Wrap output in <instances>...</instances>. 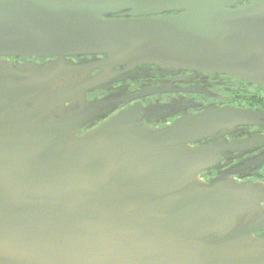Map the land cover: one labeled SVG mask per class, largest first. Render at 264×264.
Segmentation results:
<instances>
[{"label": "water", "instance_id": "1", "mask_svg": "<svg viewBox=\"0 0 264 264\" xmlns=\"http://www.w3.org/2000/svg\"><path fill=\"white\" fill-rule=\"evenodd\" d=\"M139 65L264 88V0H0V264H264L262 184L198 175L264 135L191 146L258 113L95 123L117 98L87 93Z\"/></svg>", "mask_w": 264, "mask_h": 264}, {"label": "flooded vegetation", "instance_id": "2", "mask_svg": "<svg viewBox=\"0 0 264 264\" xmlns=\"http://www.w3.org/2000/svg\"><path fill=\"white\" fill-rule=\"evenodd\" d=\"M147 88L169 91L133 98V94ZM107 93L116 95V102L107 107L95 123L130 103L145 106L144 121L152 127L165 125L183 113H196L208 106H234L251 109L258 115L252 119V124L239 126L229 133L219 131L191 143V146L219 141L228 145L231 141L245 137L264 135V88L223 73L139 65L135 70L114 75L112 83L88 92L87 97H100ZM216 174H227L236 181L251 180L264 187V143L237 151L223 146L210 166L198 171L204 180ZM263 231L264 228L255 234Z\"/></svg>", "mask_w": 264, "mask_h": 264}]
</instances>
